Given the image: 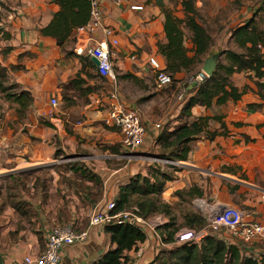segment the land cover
Instances as JSON below:
<instances>
[{
  "label": "crops",
  "instance_id": "1",
  "mask_svg": "<svg viewBox=\"0 0 264 264\" xmlns=\"http://www.w3.org/2000/svg\"><path fill=\"white\" fill-rule=\"evenodd\" d=\"M0 1L4 4L0 5L3 20L0 27L11 36L5 41L10 49L8 62L4 64L20 67L9 68V79L21 88L29 89L33 95L32 103L22 110L19 118L15 112L18 108L5 106L0 111V263L11 264L26 254L40 253L49 227L69 220L80 226L88 225L87 214L98 204L115 199L119 185L137 172L144 173L150 162L117 157V153L109 152V148L116 146L125 153L120 144V131L103 124L106 97L95 92L84 96L69 85V80L77 73L86 78L81 72L82 62L75 55H87L88 47L103 38L101 30L87 35L75 29L63 50L54 39L40 33L59 8L55 0ZM179 1L123 0L115 5L109 0H100L103 24L112 28L118 40L116 45H110V51L113 69L119 75L121 99L124 105L137 109L147 127L146 139L150 134L157 135L163 126L145 113L144 105L138 102L144 97L148 103L156 96L151 95L153 90H148L154 81L148 58L154 57L161 67L165 64L158 52V44L166 42L164 15L159 5L178 9ZM132 5L142 8L131 9ZM177 14L181 15V12ZM185 33V45L191 47L189 34ZM66 51H72L74 55H66ZM85 70L95 73L91 68ZM124 73L133 77L122 78ZM247 74L236 72L231 76L233 84L240 90L248 86L239 100H228L208 108L201 105L191 108L188 120L207 115L221 116V120L209 119L207 130L225 131L226 134H217L210 140L204 132L200 133L191 143L188 159L180 161L179 169L174 171L175 179L166 182L162 193L165 201L176 202L177 198L172 195L176 189L200 184L207 199L247 212L248 220L264 224V98L258 95L253 79ZM94 83L97 81L87 78L83 86ZM177 85L182 89L185 82ZM51 97L57 98V106H50ZM254 103L261 106L249 108V104ZM179 110L173 114L164 110L161 118L169 115L173 119ZM41 121H49L53 127ZM176 122L174 119L172 124ZM156 123H160L159 129H155ZM98 148L107 149L101 154ZM74 161L89 167L103 180L102 195L97 201L88 195V189L95 192L94 183L65 166ZM12 176H22L26 180L27 190H21L27 204L24 213L5 200L6 183ZM36 178L39 182L34 187ZM79 182L82 184L77 188ZM82 188L86 190L81 191ZM159 213L168 222L167 216ZM143 230L147 237L127 252L126 264H146L161 246L174 244H164L153 231ZM222 238L239 243V239L227 230ZM110 247L114 244L110 243L103 226H88L85 241L60 248L57 264H89ZM261 247L258 243L244 246L246 252L254 256H260Z\"/></svg>",
  "mask_w": 264,
  "mask_h": 264
},
{
  "label": "trees",
  "instance_id": "2",
  "mask_svg": "<svg viewBox=\"0 0 264 264\" xmlns=\"http://www.w3.org/2000/svg\"><path fill=\"white\" fill-rule=\"evenodd\" d=\"M55 3L59 8L49 23L40 29V33L54 39L56 45L64 50V45L72 38L74 30L88 21L89 2L87 0H55ZM0 5L3 6V2L0 1ZM159 6L164 15L163 29L166 36V42L158 44V52L165 60L162 70L171 77L172 83L185 82L186 87L190 84L189 78L200 71V67L198 68L197 65L202 64L204 57L211 49L212 36L201 21L196 0H180L178 9L168 8L161 3ZM262 7L264 6H260L257 11ZM178 11L181 12V15L177 14ZM1 20L2 12L0 13ZM185 30L189 34L191 47L185 45L187 39ZM0 34L2 35L1 41H6L11 37L8 31L1 27ZM229 37L238 49L223 48L213 74L205 77L191 89L185 90L178 115L170 119V122L163 124L152 142V146L159 148L158 157L172 161H186L191 150V143L199 137L200 133L204 132L206 138L210 140L217 134H226L225 131L218 133L207 130L209 119L221 120V116L207 115L192 120L188 119L191 116V108L195 105L208 108L213 104L222 105L228 100L235 102L241 98L248 86H244L241 90L236 87L231 80L233 73L247 72V77L253 79L257 87L258 95L264 98V80H261L264 78V28L258 25L254 17L247 18L231 29ZM9 49L10 47L6 46L1 54L6 55ZM65 54L74 55L72 51H66ZM75 56L82 62L81 72H84L86 78L77 73L69 80V85L73 89L79 90L84 96L91 92L98 93L97 83L99 82L97 80L106 82L108 79L96 72V67L88 55ZM9 68L20 67L17 65L8 67V65L0 63V90L4 92L7 99L17 104L18 112L21 113L32 103L33 95L29 89L21 88L15 82H12L10 87L4 85L6 78L9 77ZM86 68L94 69L95 73L85 70ZM118 76L116 74V77ZM121 77L132 78L133 76L130 73H124ZM87 78H92L97 83L83 86L87 83ZM11 87H15V89L10 90ZM185 87L182 86V88ZM68 104L65 103V105ZM259 106H261L260 103L249 104V108ZM174 119L177 121L175 125L172 124ZM41 122L53 127L49 121ZM221 125L224 126L223 123ZM110 149L112 153H121L119 147L114 146ZM65 166L85 180H91L94 183L95 192L88 189V195L91 198L97 201L101 197L103 180L98 174L93 173L89 167L77 161L65 164ZM166 166L167 168H162L158 164L151 165L150 163L146 166L144 173L137 172L131 175L127 182L120 184L112 212L137 206L138 214L142 217H147L156 212L164 213L168 222L157 227L156 232L162 243L169 244L174 241V233L180 228L200 229L206 221L198 211L192 208L194 198H205L200 184L193 183L188 188L176 189L172 193L177 198L174 203L162 198L166 182L174 180V171L179 169L178 166L172 164H166ZM24 178L14 176L6 183L5 200L21 213L27 210L26 200L21 195V190H27ZM38 182L39 178H36L33 181V186L35 187ZM81 184L82 182L77 183L76 187H80ZM175 204L177 206L183 205L179 210L181 222L177 221L174 212ZM73 225L76 229L86 227L85 225H78L75 221ZM103 229L114 247L108 248L99 258L89 264H126L128 261L127 252L135 249L136 245L143 242L147 237L142 228L129 223L105 225ZM222 235L219 232H209L196 242L187 241L170 244L171 246H159L160 248L157 249L153 259L146 264H264L263 247H261L260 256L246 255L244 248L246 244L240 240H238V244L226 241ZM44 247L45 239L43 238L42 250Z\"/></svg>",
  "mask_w": 264,
  "mask_h": 264
},
{
  "label": "built area",
  "instance_id": "3",
  "mask_svg": "<svg viewBox=\"0 0 264 264\" xmlns=\"http://www.w3.org/2000/svg\"><path fill=\"white\" fill-rule=\"evenodd\" d=\"M87 1L89 2L88 21L77 29L87 35L93 33L95 30H101L103 38L88 47L87 55L89 57H95L98 60L96 72L100 76L106 77L111 83L106 96V114L102 121L106 126L117 128L121 133L120 144L125 153L122 151V153L117 154V157H131L130 155L139 153L143 147L147 135V127L141 120L137 109L124 105L121 99L116 74L111 62L110 51V45H116L118 40L112 28L103 24L104 12L100 0ZM122 1L109 0V2L115 5L121 4ZM130 7L131 9L137 10L142 8L140 5H132ZM2 24L3 20L0 21V25ZM148 63L154 71V81L157 88H163L172 83L171 77L162 70L161 65L154 57H149ZM205 77H207L205 72L200 70L195 76L189 78V82L192 83L195 81L199 83ZM182 91L178 95V98H182L185 89L182 88ZM49 103L51 107H55L59 102L56 97H51ZM154 127L155 129H159L160 123L154 124ZM153 155L155 154H149V157H144L150 163L164 160L166 164L180 165V161H172ZM192 206L194 210L202 215L206 223L200 229L180 228L174 233V244L187 241L196 242L201 240L209 232L223 234L224 230H227L243 244H246V246L258 243L264 248V224L248 220L247 212L212 200L207 201L203 197L194 198L192 200ZM114 207V199L102 202L100 205L98 204L87 214L88 225L82 229H76L73 225L74 221L49 227L45 233V247L40 253L26 254L19 261L11 264H57L60 258V248L63 245L85 241L88 236V226L129 223L142 229H149L159 238L156 228L167 222L166 218L159 212L142 217L138 214L139 209L137 206L112 212ZM246 255L251 254L246 252Z\"/></svg>",
  "mask_w": 264,
  "mask_h": 264
},
{
  "label": "rangeland",
  "instance_id": "4",
  "mask_svg": "<svg viewBox=\"0 0 264 264\" xmlns=\"http://www.w3.org/2000/svg\"><path fill=\"white\" fill-rule=\"evenodd\" d=\"M196 6L199 7L200 17L202 19L201 21L205 24L206 28L208 29L209 33L212 36L213 41H212L211 49H217V48L223 49V48H232V47L238 49L236 44L229 37L231 33V29L234 26L238 25V23H241L243 20H246L247 18L254 17L258 25L264 28V7H262V9H259L257 11V9L260 6H264L263 0H196ZM1 38L2 35L0 34V39ZM6 46H8L7 42L0 40L1 64L8 62L9 55L1 54ZM197 66L199 68L201 64ZM97 81L99 82L97 83L98 94L102 95L103 97H106L107 90L110 88L111 83L108 80L106 82L100 80ZM11 83L12 81L8 77L6 78L4 85L10 87ZM117 85H119L118 80H117ZM150 85H151L150 89L148 90L149 91L153 90L151 92L154 93H152L151 95L156 94V96L148 103L145 102V99L147 98L144 97H141L138 102L145 106L142 107L145 113L149 114L150 117H155L157 122H161V124L163 125L166 122H170V118L168 117L169 115L168 116L166 115L167 116L166 118H161L164 113V110L172 111L171 112L172 114L176 113V111L179 110L180 103H182L184 99L183 98L184 94L182 98H178V95L183 91L181 89V86L177 85V83H172L163 88H157L154 84V81L152 80ZM11 89H15V87H11L10 90ZM155 89H157V91H155ZM138 91L140 92V90ZM5 106L17 108V104L14 103L12 100L7 99L5 97L4 92L0 90V111L1 108H4ZM15 112L19 118L21 116L20 112L18 111ZM154 138L155 135L150 134L149 138L145 139V143L141 148V150L139 151V153L130 155L131 158L133 160H139L141 162H150L147 159H145L142 153H146L148 155L149 154L158 155L159 148L152 146V142ZM104 149L106 148H98L99 153L104 154L105 151ZM108 151L111 152V149L109 148ZM65 156L63 157L65 158ZM67 157L72 158V156L69 155H67ZM152 164H158L162 168H166V162H164V160H158L157 162L153 161L151 165ZM205 198L207 199V197ZM211 200L213 201V199ZM211 200L209 198L207 199V201H211ZM180 207H183V205H179V206H177V204L174 205V209H175L174 212L176 213L178 222H181L182 220L179 213Z\"/></svg>",
  "mask_w": 264,
  "mask_h": 264
},
{
  "label": "water",
  "instance_id": "5",
  "mask_svg": "<svg viewBox=\"0 0 264 264\" xmlns=\"http://www.w3.org/2000/svg\"><path fill=\"white\" fill-rule=\"evenodd\" d=\"M222 54V49L221 48H217V49H210L206 56L203 59V62L201 64V70L203 72H205V74L209 77L213 74V72L216 70L217 68V64L219 61V58ZM91 61L93 62V64L95 66L98 65V60L95 57H90ZM197 84V82L193 81L192 83H190L188 85V89H191L192 87H194ZM142 155L144 156H148V154L146 153H142ZM156 156V155H153ZM149 157V156H148Z\"/></svg>",
  "mask_w": 264,
  "mask_h": 264
}]
</instances>
